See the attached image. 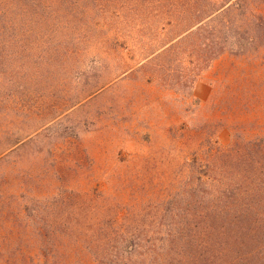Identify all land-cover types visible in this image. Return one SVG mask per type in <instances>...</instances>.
<instances>
[{
    "label": "rangeland",
    "instance_id": "obj_1",
    "mask_svg": "<svg viewBox=\"0 0 264 264\" xmlns=\"http://www.w3.org/2000/svg\"><path fill=\"white\" fill-rule=\"evenodd\" d=\"M144 2L3 0L0 264H42L45 249L61 264H100L88 246L98 222L158 236L164 219L195 213L181 211L191 161L264 136V48L222 54L190 93L176 91L189 60H143L169 33Z\"/></svg>",
    "mask_w": 264,
    "mask_h": 264
},
{
    "label": "trees",
    "instance_id": "obj_2",
    "mask_svg": "<svg viewBox=\"0 0 264 264\" xmlns=\"http://www.w3.org/2000/svg\"><path fill=\"white\" fill-rule=\"evenodd\" d=\"M144 1L159 9L169 33L143 60H158L159 69L165 70H170L167 65L173 55L189 60L188 66L179 62L174 83L169 82L176 91L190 93L200 72L222 54L244 56L264 48V0ZM79 44L74 36L67 42L70 59ZM77 58L70 68L74 72ZM210 155L211 166L196 158L189 165L193 184L187 193L193 202L180 209L195 211L191 218L164 219L157 224L159 231L163 229L158 236H147L128 224L123 231L112 227L109 232L103 223L90 225L88 246L100 264H264V234L261 239L257 234L258 224L264 221V136L236 141ZM69 220L74 218L69 215ZM59 223L54 219L51 226ZM55 255L45 249L42 264H61Z\"/></svg>",
    "mask_w": 264,
    "mask_h": 264
}]
</instances>
